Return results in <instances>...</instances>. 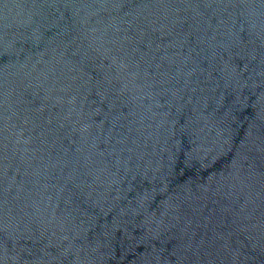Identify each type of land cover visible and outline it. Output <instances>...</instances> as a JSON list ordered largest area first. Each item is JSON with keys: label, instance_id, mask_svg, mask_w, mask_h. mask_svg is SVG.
Here are the masks:
<instances>
[{"label": "water", "instance_id": "obj_1", "mask_svg": "<svg viewBox=\"0 0 264 264\" xmlns=\"http://www.w3.org/2000/svg\"><path fill=\"white\" fill-rule=\"evenodd\" d=\"M0 264H264V0H0Z\"/></svg>", "mask_w": 264, "mask_h": 264}]
</instances>
